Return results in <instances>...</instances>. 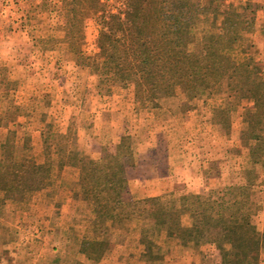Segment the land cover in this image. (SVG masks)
Instances as JSON below:
<instances>
[{
	"label": "rangeland",
	"instance_id": "rangeland-1",
	"mask_svg": "<svg viewBox=\"0 0 264 264\" xmlns=\"http://www.w3.org/2000/svg\"><path fill=\"white\" fill-rule=\"evenodd\" d=\"M196 1L218 22L226 14L244 19L243 38L228 46L251 61L250 80L264 92V0ZM130 8L128 0H0V162L13 165L24 150L38 164L25 176L24 189L21 171L10 169L18 174L13 176L0 170V264H207L220 259L215 245L199 236L166 242L160 235L158 247L147 253L135 239L132 220L107 226L95 222L98 195L87 187L86 169L61 167L59 152L74 148L99 158L115 153L124 137L136 153V162L125 167L124 199L159 196L171 209L211 186L252 180L262 200L253 220L264 231V156L251 158L244 120L252 102L237 96L224 101L228 110H213L222 105V96L194 95L184 84L139 98L133 84L112 86L78 62L72 38L92 55L101 20L124 16ZM262 143L256 154L264 152ZM41 165V172L49 168L48 179L37 171ZM183 222L189 217L184 215Z\"/></svg>",
	"mask_w": 264,
	"mask_h": 264
},
{
	"label": "trees",
	"instance_id": "trees-1",
	"mask_svg": "<svg viewBox=\"0 0 264 264\" xmlns=\"http://www.w3.org/2000/svg\"><path fill=\"white\" fill-rule=\"evenodd\" d=\"M128 2L132 8L124 16L111 14L101 20L98 50L92 55L78 47L76 36L72 38L78 62L105 77L112 86L133 84L139 98H151L163 86L184 84L194 95L218 93L222 105H214L213 110L225 111L228 109L224 101L246 97L253 103L244 115L250 130V155L253 161L260 160L264 152L256 154L255 147L264 142V92L257 81L250 80V71L255 69L250 66L251 61L231 53L233 48L228 46L243 38L247 30L244 19L226 14L218 22L210 9L201 7L196 0ZM88 11L96 13L92 7ZM127 140L129 137L122 139L115 153L106 152L99 158L87 157L74 148L59 152L61 167L76 165L86 169L87 187L98 195L94 207L96 223L107 226L132 220L138 233L135 239L147 253L158 247L160 235L166 242L199 236L214 244L220 253L218 261L207 264H260L264 231L253 218L261 209L262 200L254 181L211 186L196 194L193 201L171 209L163 206L159 196L126 200L121 193L125 167L136 162V153ZM32 158L22 150L21 161L13 159L16 167L1 160L2 166L6 163L0 170L3 174L9 170L13 176L18 174L10 169L21 171L24 189L25 176L35 172L33 166L38 165ZM42 167L37 171L43 174V180L48 179L49 168L41 172ZM184 215L189 217V223L183 222ZM149 228L152 232L146 235ZM99 244L103 245L104 240Z\"/></svg>",
	"mask_w": 264,
	"mask_h": 264
},
{
	"label": "crops",
	"instance_id": "crops-1",
	"mask_svg": "<svg viewBox=\"0 0 264 264\" xmlns=\"http://www.w3.org/2000/svg\"><path fill=\"white\" fill-rule=\"evenodd\" d=\"M263 255H264V251H263ZM262 259H263V258H262ZM261 264H264V260H263V261L261 260Z\"/></svg>",
	"mask_w": 264,
	"mask_h": 264
}]
</instances>
